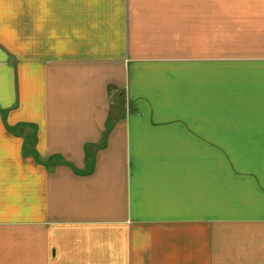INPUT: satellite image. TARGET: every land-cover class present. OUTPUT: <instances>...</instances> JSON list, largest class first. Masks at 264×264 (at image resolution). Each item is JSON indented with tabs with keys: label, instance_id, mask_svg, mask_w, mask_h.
<instances>
[{
	"label": "crops",
	"instance_id": "crops-1",
	"mask_svg": "<svg viewBox=\"0 0 264 264\" xmlns=\"http://www.w3.org/2000/svg\"><path fill=\"white\" fill-rule=\"evenodd\" d=\"M0 264H264V0H0Z\"/></svg>",
	"mask_w": 264,
	"mask_h": 264
},
{
	"label": "rangeland",
	"instance_id": "rangeland-1",
	"mask_svg": "<svg viewBox=\"0 0 264 264\" xmlns=\"http://www.w3.org/2000/svg\"><path fill=\"white\" fill-rule=\"evenodd\" d=\"M119 91H117V93H118Z\"/></svg>",
	"mask_w": 264,
	"mask_h": 264
}]
</instances>
